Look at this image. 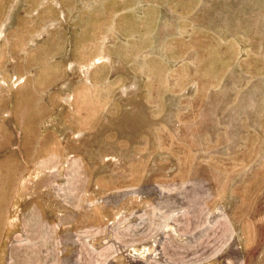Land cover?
<instances>
[{
	"label": "rangeland",
	"instance_id": "1",
	"mask_svg": "<svg viewBox=\"0 0 264 264\" xmlns=\"http://www.w3.org/2000/svg\"><path fill=\"white\" fill-rule=\"evenodd\" d=\"M0 264H264V0H0Z\"/></svg>",
	"mask_w": 264,
	"mask_h": 264
},
{
	"label": "bare ground",
	"instance_id": "2",
	"mask_svg": "<svg viewBox=\"0 0 264 264\" xmlns=\"http://www.w3.org/2000/svg\"><path fill=\"white\" fill-rule=\"evenodd\" d=\"M12 188H13V187H12ZM12 188H11V189H12ZM3 193H4V192H2V194H3ZM3 196H4V195H3ZM8 198H9V197H8ZM146 251H147V250H146ZM137 252H138V251H137ZM139 253H140V252H139ZM134 254H135V253H134ZM136 255H137V254H136Z\"/></svg>",
	"mask_w": 264,
	"mask_h": 264
}]
</instances>
